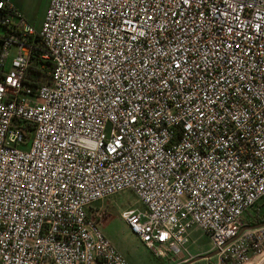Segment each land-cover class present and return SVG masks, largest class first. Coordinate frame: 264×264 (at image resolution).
<instances>
[{
  "label": "built area",
  "instance_id": "built-area-1",
  "mask_svg": "<svg viewBox=\"0 0 264 264\" xmlns=\"http://www.w3.org/2000/svg\"><path fill=\"white\" fill-rule=\"evenodd\" d=\"M125 190L154 257L264 264V0H0V264H129L90 213Z\"/></svg>",
  "mask_w": 264,
  "mask_h": 264
},
{
  "label": "rangeland",
  "instance_id": "rangeland-1",
  "mask_svg": "<svg viewBox=\"0 0 264 264\" xmlns=\"http://www.w3.org/2000/svg\"><path fill=\"white\" fill-rule=\"evenodd\" d=\"M23 1L29 11L25 17L28 24L35 31L39 32L47 7V0ZM15 54L16 48L13 47L9 52V58L13 57ZM22 148L27 150L28 145ZM130 207L142 208V204L137 201V198L132 191L125 190L93 203L90 213L94 214L95 212H99L100 228L103 235L112 242V244L126 258L129 264H162V261L154 257L152 252L148 250L128 229L124 220L120 217L121 212ZM193 229L199 230L198 228ZM210 250L213 251L212 244ZM213 254L215 255V263L210 261L211 264H219V256L214 251ZM171 264L173 263L171 262Z\"/></svg>",
  "mask_w": 264,
  "mask_h": 264
},
{
  "label": "crops",
  "instance_id": "crops-1",
  "mask_svg": "<svg viewBox=\"0 0 264 264\" xmlns=\"http://www.w3.org/2000/svg\"><path fill=\"white\" fill-rule=\"evenodd\" d=\"M10 1L19 11L21 16L27 21L25 17L29 11L26 8L25 2L23 0H10ZM48 1L49 0H47L46 6L48 5ZM188 238L189 240L186 248L187 252H182L176 256L172 254H168L165 258L160 259L162 261V264H171V262L173 264H197V263L211 264L210 261H213V263H215L214 262L215 255L213 254V251L210 250L211 247L210 240L205 233L196 229H191L189 231Z\"/></svg>",
  "mask_w": 264,
  "mask_h": 264
},
{
  "label": "trees",
  "instance_id": "trees-1",
  "mask_svg": "<svg viewBox=\"0 0 264 264\" xmlns=\"http://www.w3.org/2000/svg\"><path fill=\"white\" fill-rule=\"evenodd\" d=\"M46 64H48V63H46ZM37 66H39V62H35L34 64H33V67H37ZM38 72V71H37ZM34 72V71H32V72H29V74L30 75H32V80L34 81V82H37V83H42V82H44L45 80H46V75H45V73L43 72V71H41V72Z\"/></svg>",
  "mask_w": 264,
  "mask_h": 264
}]
</instances>
